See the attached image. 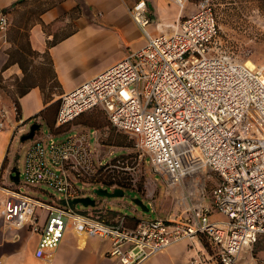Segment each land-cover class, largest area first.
Wrapping results in <instances>:
<instances>
[{"label": "built area", "instance_id": "1", "mask_svg": "<svg viewBox=\"0 0 264 264\" xmlns=\"http://www.w3.org/2000/svg\"><path fill=\"white\" fill-rule=\"evenodd\" d=\"M169 1L180 11L189 2L195 9L178 17L171 33L162 30L161 21L152 33L147 0H134L128 13L143 45L61 94L57 131L51 133L100 108L168 184L205 168L214 173L209 202L186 207L178 217L132 223L122 214L107 220L99 212L80 211L73 203L81 197L78 183H103L101 171L118 165L96 158L84 131L61 140L52 134L36 138L25 152L24 183L47 186L58 195L44 200L18 184H0L5 194L0 215L8 227L38 236L37 258H49L70 226L108 239V254L118 264H138L179 241L201 244L185 264H236L246 250L247 264H264L252 255V246L264 237V68L238 61L222 48L213 0ZM8 27V14L1 9L3 43ZM5 119L0 108V130ZM116 162L129 173L122 156ZM214 213L223 218L211 219Z\"/></svg>", "mask_w": 264, "mask_h": 264}, {"label": "crops", "instance_id": "2", "mask_svg": "<svg viewBox=\"0 0 264 264\" xmlns=\"http://www.w3.org/2000/svg\"><path fill=\"white\" fill-rule=\"evenodd\" d=\"M133 1L0 0V10L7 9L9 18L7 40L3 43L0 39V108L6 111L5 127L0 130V170L11 140L17 133L24 131L28 122L33 118L44 119L43 113L54 101L59 100L61 94L89 80L127 54L111 60H101V53L105 48H108L106 52L109 53V33L117 32L128 51L143 45L144 37L128 13ZM163 2L165 0H147L152 18L149 31L152 33L158 32L155 27L158 21L163 23L164 32L173 31L171 24L176 20L168 21L164 15ZM194 9V3L189 2L183 11L187 10L188 14ZM181 12L179 10L177 18ZM65 28L70 29L60 32ZM131 44H134L132 49ZM31 58L35 59L31 61ZM32 69L37 71L36 81L26 84L27 73L33 71ZM52 80H55L57 91L47 96L45 83ZM18 92L22 94L12 95ZM15 99L19 104L18 115L14 110ZM80 116L76 118V122L71 123L69 129L84 125ZM34 124L38 125L36 134L40 123ZM11 181V184H18L19 176L17 179L12 177ZM2 184H5L4 180ZM4 197L5 194L0 190V207ZM209 199L210 192L208 202ZM86 210L99 212L107 220L118 215L99 205L96 199L95 204ZM126 217L128 220L131 218ZM168 217L178 216H165L161 219ZM222 218L218 213L211 216V219ZM21 231L8 227L0 215V264H118L117 259L108 254L111 248L108 239L87 236L73 227L69 226L65 234L72 231L74 245H65L64 234L58 246L46 259L34 255L38 236L32 233L35 242H25ZM90 241L96 244L86 249ZM200 249L199 243L179 241L138 264H185Z\"/></svg>", "mask_w": 264, "mask_h": 264}, {"label": "rangeland", "instance_id": "3", "mask_svg": "<svg viewBox=\"0 0 264 264\" xmlns=\"http://www.w3.org/2000/svg\"><path fill=\"white\" fill-rule=\"evenodd\" d=\"M168 3V4H167ZM216 19L219 26V39L222 48L230 52L238 61H250L256 67L264 68V14H262L254 0H213ZM164 15L168 21L176 20L179 7L172 1L165 0L162 3ZM190 5V4H189ZM187 10L182 11L180 18L186 14ZM70 28H65L60 32H67ZM134 44L130 45V49ZM105 48L101 53V60L119 58L128 53L127 46L117 32L109 33V53ZM105 53V54H103ZM35 59V58H34ZM34 59H30L31 61ZM37 60V59H36ZM33 70V69H32ZM30 71L27 73L26 84L36 81V73ZM45 94L50 96L56 92L55 83L48 81L45 83ZM18 93H12L17 96ZM54 95V94H53ZM58 98V97H57ZM59 101L51 108H48L44 114L50 120H54ZM84 120V125L71 127V123L62 128V132L52 134L47 122L42 118H33L28 122L22 133H17L11 140L7 157L0 170V184L11 185V174L17 168L19 172L18 186L30 195L37 196L44 200H55L58 193L47 186L26 185L21 175L26 149L28 145L36 138L47 140L52 134L53 140H61L68 135L81 131L89 135L90 146L94 156L100 158L103 163L117 164L118 166L109 167L101 171L100 179L109 172L118 178H125L128 181V187L122 188L123 194L115 197L98 196L95 193L96 188H107L109 191L117 188L115 185H106L102 182H92L89 184L78 183L82 190L80 195L91 196L97 200V203L105 209L112 210L118 214L138 218H164L165 216H178L185 214L184 209L189 206H198L208 203L210 189L217 182V177L207 168L193 174L185 175L179 182L168 184L159 173L155 172L151 166L148 156L140 153L134 146L132 138L128 134L118 130L108 121L106 115L100 108H94L80 116ZM78 119V118H77ZM35 122L40 123L39 130L32 137L25 140L21 139L24 133L28 132L31 125ZM69 129V130H67ZM66 130V131H65ZM122 156L124 164L130 169L129 173H124L120 164L116 162V157ZM44 189L47 193L40 190ZM205 197V199H204ZM141 200L144 208L138 205L135 200ZM74 206L80 210L89 209L90 206H84L81 203H75ZM23 240L34 241L33 234L26 229H21ZM65 245H74L75 237L72 231L65 234ZM96 243L90 241L86 249L94 247ZM249 251L242 252L236 264H247L251 261ZM252 255L257 260H264V237H261L252 246Z\"/></svg>", "mask_w": 264, "mask_h": 264}, {"label": "trees", "instance_id": "4", "mask_svg": "<svg viewBox=\"0 0 264 264\" xmlns=\"http://www.w3.org/2000/svg\"><path fill=\"white\" fill-rule=\"evenodd\" d=\"M254 1L256 2V6H257L258 10L262 14H264V0H254ZM3 10L7 12V9H3ZM215 15H216V13H215ZM52 81L55 83V80H52ZM21 94L22 93H20L19 95H21ZM58 101L59 100L54 101L48 108L53 107ZM14 104L16 105V113L18 115L19 114V104L17 102V99H15ZM43 117H44L45 121L47 122L50 130L51 131H57L56 129H54V120H55V117H54V120H52L53 118L50 120V118H48L47 115H45L44 113H43ZM16 171H17V169H16ZM102 181L106 185H115V186L120 187V188L128 187V181L124 177L123 178H118V177H116L113 174H109V172H107L106 176L105 175L103 176V180ZM129 219H130L129 220V223H132L133 221H131V220H134L136 218L133 216V217H131ZM203 243L206 244V242L204 240H203Z\"/></svg>", "mask_w": 264, "mask_h": 264}, {"label": "water", "instance_id": "5", "mask_svg": "<svg viewBox=\"0 0 264 264\" xmlns=\"http://www.w3.org/2000/svg\"><path fill=\"white\" fill-rule=\"evenodd\" d=\"M37 124H33L29 131L24 134L21 139L22 140H25V139H28V138H32L35 134V130L37 128ZM15 171V170H14ZM19 176V173L16 171L14 175H12L13 178H18ZM95 193L98 195V196H107V197H115V196H120L123 194V190L122 188L120 187H117L115 188L114 190L112 191H109L107 188H96L95 190ZM135 202L142 206L144 208V210H147V208L145 206H143V203L141 200H135ZM73 203H81L83 204L84 206H93L95 204V199L92 198L91 196H82V197H76L73 199Z\"/></svg>", "mask_w": 264, "mask_h": 264}, {"label": "bare ground", "instance_id": "6", "mask_svg": "<svg viewBox=\"0 0 264 264\" xmlns=\"http://www.w3.org/2000/svg\"><path fill=\"white\" fill-rule=\"evenodd\" d=\"M246 63H247L248 65L252 66V64H251V62H250V61H247Z\"/></svg>", "mask_w": 264, "mask_h": 264}]
</instances>
